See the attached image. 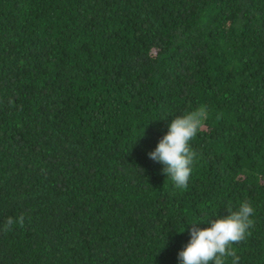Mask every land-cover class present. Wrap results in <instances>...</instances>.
<instances>
[{
    "label": "trees",
    "instance_id": "16d2710c",
    "mask_svg": "<svg viewBox=\"0 0 264 264\" xmlns=\"http://www.w3.org/2000/svg\"><path fill=\"white\" fill-rule=\"evenodd\" d=\"M199 109L178 188L148 153ZM244 202L264 264V0H0V264H179Z\"/></svg>",
    "mask_w": 264,
    "mask_h": 264
},
{
    "label": "clouds",
    "instance_id": "9594fccd",
    "mask_svg": "<svg viewBox=\"0 0 264 264\" xmlns=\"http://www.w3.org/2000/svg\"><path fill=\"white\" fill-rule=\"evenodd\" d=\"M204 117L203 109L175 117L168 125L167 133L158 141L155 149L148 153L151 160L163 165L162 171L171 176L178 188L188 186L192 170L190 166L194 164L196 157L189 141L196 135ZM254 211L250 203L244 202L236 211L229 208L227 216L202 218L200 221H208L210 224L207 228L197 227L199 221L192 223L190 240L178 252L179 264H208L209 261L224 264L227 257H232V264H239L240 258L234 251L232 242L246 240L251 234L250 229L254 225L251 217ZM16 224L21 227L24 225L23 215L17 219L8 217L2 230L10 231Z\"/></svg>",
    "mask_w": 264,
    "mask_h": 264
}]
</instances>
